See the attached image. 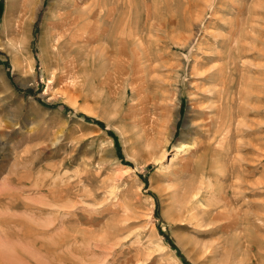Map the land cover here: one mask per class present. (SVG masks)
Segmentation results:
<instances>
[{
	"label": "rangeland",
	"instance_id": "obj_1",
	"mask_svg": "<svg viewBox=\"0 0 264 264\" xmlns=\"http://www.w3.org/2000/svg\"><path fill=\"white\" fill-rule=\"evenodd\" d=\"M0 264H264V0H0Z\"/></svg>",
	"mask_w": 264,
	"mask_h": 264
},
{
	"label": "bare ground",
	"instance_id": "obj_2",
	"mask_svg": "<svg viewBox=\"0 0 264 264\" xmlns=\"http://www.w3.org/2000/svg\"><path fill=\"white\" fill-rule=\"evenodd\" d=\"M87 3V2H86ZM252 10V9H250ZM77 13V12H76ZM240 13V12H239ZM250 13V12H249ZM69 18H70V23L68 24L69 28H66V32H65V35H64V39H63V42H62V49L64 47V49L62 50L63 53L61 55H63L62 57H64V59H68L69 60V57L72 58V53H71V42L74 40L73 39V34H74V27L76 25V19L78 20V17H76L75 15V12L73 13H69ZM75 14V15H74ZM74 17H76V19H74ZM246 25V24H245ZM254 28V27H253ZM246 29V28H245ZM136 31V30H135ZM247 32V31H246ZM245 32V33H246ZM136 36V35H135ZM250 37V36H249ZM228 42V41H227ZM95 47V46H94ZM237 49V48H236ZM73 51V50H72ZM83 51V50H82ZM96 55V54H95ZM74 57V56H73ZM232 57V56H231ZM67 60V61H68ZM72 60V59H71ZM74 61V60H73ZM232 62V61H231ZM67 63V62H66ZM65 63V64H66ZM69 65V64H68ZM227 67V66H226ZM102 71V70H101ZM219 77H220V82H217V85L221 84V83H224V81L221 79L223 75L222 72L219 73ZM209 79V78H208ZM216 80V79H215ZM86 81V80H85ZM87 82V81H86ZM241 83V82H240ZM216 85V86H217ZM245 86V85H244ZM247 86V85H246ZM245 86V87H246ZM241 90V89H240ZM240 90L235 93H232L231 90H224V91H221V89H215L214 90V96L216 98V100H219V101H222L223 99H226L228 102V104H226V106H228L227 108V111L225 110V113H226V119L229 120H233L235 117H237V119L235 121H237V123H239V119L238 118H243L245 117L247 114H248V110L245 106L242 105V101L245 99H250L251 96L249 93H246V92H240ZM234 103H236L234 106ZM246 103V102H245ZM245 105V104H244ZM213 107L217 110V105H213ZM254 111V110H253ZM218 122H220V117L217 118ZM222 122V121H221ZM232 123V122H231ZM220 124V123H219ZM149 140V139H148ZM185 185V184H184ZM188 185V184H187ZM186 187V186H185ZM188 187V186H187ZM151 199V197H149Z\"/></svg>",
	"mask_w": 264,
	"mask_h": 264
}]
</instances>
